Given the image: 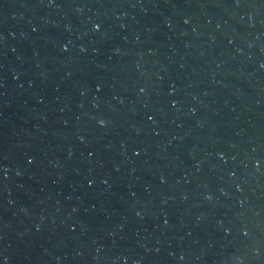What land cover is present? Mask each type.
Here are the masks:
<instances>
[{
    "label": "water",
    "instance_id": "obj_1",
    "mask_svg": "<svg viewBox=\"0 0 264 264\" xmlns=\"http://www.w3.org/2000/svg\"><path fill=\"white\" fill-rule=\"evenodd\" d=\"M0 264H264V0H0Z\"/></svg>",
    "mask_w": 264,
    "mask_h": 264
}]
</instances>
